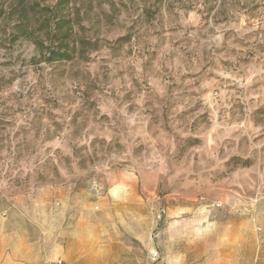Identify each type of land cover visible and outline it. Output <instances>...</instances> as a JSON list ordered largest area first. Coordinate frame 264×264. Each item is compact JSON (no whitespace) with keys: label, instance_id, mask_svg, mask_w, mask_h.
<instances>
[{"label":"rangeland","instance_id":"obj_1","mask_svg":"<svg viewBox=\"0 0 264 264\" xmlns=\"http://www.w3.org/2000/svg\"><path fill=\"white\" fill-rule=\"evenodd\" d=\"M16 6L0 0L5 264L44 218L49 264H264V0H71L78 54L52 63L46 17L23 35Z\"/></svg>","mask_w":264,"mask_h":264},{"label":"trees","instance_id":"obj_2","mask_svg":"<svg viewBox=\"0 0 264 264\" xmlns=\"http://www.w3.org/2000/svg\"><path fill=\"white\" fill-rule=\"evenodd\" d=\"M16 11L21 19V24L17 27L18 31L23 35H27L26 21L30 20V13L37 14L41 12L46 17L47 23L45 26L46 34L49 39V45L45 46L42 42L36 41L38 47L45 50L47 61H71L78 54V45L73 38V30L70 21L62 18L63 8H67L71 0H39L40 3L45 4H31L26 0H16ZM54 2L49 5V2ZM42 7V8H41ZM233 161H240L247 165V161L234 158Z\"/></svg>","mask_w":264,"mask_h":264},{"label":"crops","instance_id":"obj_3","mask_svg":"<svg viewBox=\"0 0 264 264\" xmlns=\"http://www.w3.org/2000/svg\"><path fill=\"white\" fill-rule=\"evenodd\" d=\"M14 201V202H13ZM17 201V200H16ZM15 200H13L12 198H7L6 200V206L8 208V210H10L11 206L15 205ZM7 211L5 210L3 214H6ZM47 218H44L42 220V222H37V226L42 228L43 227V238L41 239L40 235H35L34 237H29L28 235L24 236V239L21 241L22 245L21 247H23V251H19V254L17 255V259L12 260L11 264H49L48 262V250H49V246L48 244H44L43 248H41V245L39 243V240H42L43 243H45L47 241V238L45 236V232L47 233V229H46V224H47ZM42 225V226H41ZM1 242H0V257H1V262L0 264H5L7 260L10 259L11 254H13V249L11 248V246L7 245L4 241L7 239L6 237H12L13 233L10 234H3L4 231L1 230ZM48 239H50L49 234H47ZM8 240V239H7ZM11 250V251H9ZM156 250V249H153ZM152 251V250H151ZM150 251V253H151ZM150 258L155 261L157 259H153L150 255ZM159 259V258H158ZM63 261V260H61ZM55 263V262H54ZM53 263V264H54Z\"/></svg>","mask_w":264,"mask_h":264},{"label":"built area","instance_id":"obj_4","mask_svg":"<svg viewBox=\"0 0 264 264\" xmlns=\"http://www.w3.org/2000/svg\"><path fill=\"white\" fill-rule=\"evenodd\" d=\"M57 205H60V202H57L56 203ZM151 257L153 259H158L159 258V252L158 250H152L151 253H150ZM54 264H63V261L59 260L57 262H55Z\"/></svg>","mask_w":264,"mask_h":264}]
</instances>
